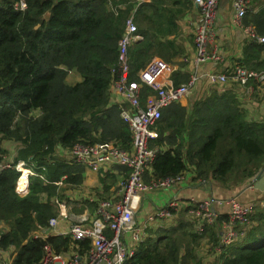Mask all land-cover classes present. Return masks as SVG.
<instances>
[{"label": "trees", "instance_id": "16d2710c", "mask_svg": "<svg viewBox=\"0 0 264 264\" xmlns=\"http://www.w3.org/2000/svg\"><path fill=\"white\" fill-rule=\"evenodd\" d=\"M26 1L28 7L20 11L10 5L12 0H0V162L8 153L4 141L20 143L11 166L0 169V222L9 226L0 233V248L15 249L12 264H36L47 243L56 254L73 249L82 255L91 247L90 240L73 241L70 234L36 235L58 215L52 199H62L66 189L85 179L87 168L67 159L62 151L77 142L132 147L122 107L111 100V83L116 76L119 40L137 0ZM157 2L161 3L151 0L150 4ZM142 5L135 12V21L143 39L129 50V78L137 81L139 70L155 54L145 51L156 49L142 27L150 18ZM243 21L264 36V0H250ZM166 44L171 46L174 41ZM157 48L162 49L161 45ZM162 50L157 54L166 59ZM263 57L264 42L250 41L238 63L262 70L264 65L258 61ZM71 70L82 80L69 83ZM189 74L178 69L171 77L178 85L187 81ZM151 92L142 85V103ZM237 95L234 89H214L192 105L173 102L163 107L153 127L157 135L149 142L159 152L151 171L145 172V181L189 169L194 172L193 180L212 176L225 183L235 178L240 184L254 177L264 165V122L248 120ZM21 160L35 172L29 176L25 193L17 190L21 172L16 165ZM114 170L117 172H98L105 192L117 182L116 174L129 173L123 165ZM62 176L65 185L58 183ZM91 206L92 210L97 207L92 202ZM228 218L227 213L218 215L200 234L183 212L176 223L149 229L131 264H206L198 247L205 237L218 244L222 223ZM253 218L257 223L224 247L210 264H264V208Z\"/></svg>", "mask_w": 264, "mask_h": 264}, {"label": "built area", "instance_id": "2783aa9c", "mask_svg": "<svg viewBox=\"0 0 264 264\" xmlns=\"http://www.w3.org/2000/svg\"><path fill=\"white\" fill-rule=\"evenodd\" d=\"M143 1L138 0V3ZM219 2L220 0H193L199 13L194 29L196 67L207 61L219 62L221 59L219 34L215 29ZM10 5L15 10L24 11L28 2L12 0ZM249 5L250 0H233L235 21L243 27L250 41L263 43L264 36L258 35L252 25L244 24ZM135 10L136 7L126 19L125 30L119 40L118 63L116 70L114 69L116 76L111 83V90L116 91L123 102L127 103H120L121 115L129 123L132 147L125 149L113 142H77L72 148L64 150L67 159L82 164L87 169L106 172L116 165H123L129 168V173L118 182L110 197H101L98 200L96 211L91 216L71 214L67 209L63 210L64 201H60L59 197L53 198L52 201L59 205L60 211L57 216L49 219L47 228H41L43 234L40 235L52 234L51 230L57 227L59 220L68 218L70 230L67 234L71 235L73 241L90 240L91 247L82 255L73 249L69 253L56 254L51 244L47 243L43 247V258L36 264H131L137 246L147 237L149 229L156 228L152 225L163 223L170 226L177 222L175 220L182 204L177 196L171 197L161 207L149 212L144 211L143 219L138 218L137 213L144 193L150 189H170L186 180L185 173H180L146 182L145 172L151 171L152 162L159 152V148L151 147L149 142L157 135L153 127L161 117L162 108L173 102H180L188 96L200 75L195 72L187 81L176 85L171 79L169 62L161 57H154L139 70V80H131L129 50L140 35L134 17ZM206 78L212 85L225 84L229 80L242 85L250 81L264 84V69L248 68L237 62L228 71L208 72ZM142 85H147L152 90L143 103ZM12 161V158L8 159L0 165V169L11 166ZM16 168L21 172V176L28 170L26 188L29 176L35 174L34 169L27 166L23 160L17 163ZM64 178L65 176H62L58 181L60 185L63 184ZM213 201L212 197L204 201L190 200V203L196 206L192 209L189 206L187 212L191 217L187 219L194 222L195 230L200 234L207 224H213L218 217V214L211 210ZM228 204L229 218L222 223L219 242L216 245L209 242L207 246V251H211L215 256H219L224 247L243 237L249 228L256 224L253 218L257 212L256 201L243 204L232 197ZM12 256L13 252L10 254L9 250L0 248V264H12Z\"/></svg>", "mask_w": 264, "mask_h": 264}, {"label": "crops", "instance_id": "0c3cea01", "mask_svg": "<svg viewBox=\"0 0 264 264\" xmlns=\"http://www.w3.org/2000/svg\"><path fill=\"white\" fill-rule=\"evenodd\" d=\"M159 1H161V3L157 2L150 4L151 0H144L139 4L137 0L138 4L136 3L137 5H135L137 10L139 5L143 4L141 7L142 11L145 12V15L150 17L145 22V25L142 23V27L145 28L146 36L149 37L150 43L156 46V49L153 51L152 47L149 49L150 51L145 52L152 51L155 53L152 58L161 57L169 62L170 70L172 71L171 75L178 69L189 72V75L195 72L200 75V78L192 87L190 91L191 93H189V95L180 102L183 105H192L196 101L205 99L214 89H218L219 91L234 89V91L238 94L237 97L239 100V106L245 113L246 118L250 121L264 122V84H258L257 82L250 81L242 85L229 80L225 84L212 85L206 78V74L210 71H228L235 63L239 62V60L243 58L244 48L248 43H250V39L243 27L235 21L233 0H220L215 20V29L219 34V41L221 45L220 61H207L197 67L194 45V29L199 13L193 3V0ZM140 39H143L141 34L137 40ZM168 40H173L174 44L168 46L166 44V41ZM157 45H161L163 50L158 49ZM161 50L163 51L166 59L157 54L158 51ZM258 62L264 65V57L263 60L260 59ZM81 80L82 76L75 70H71L67 76V81L71 84ZM111 100L113 102L127 104L123 102L122 97L118 96L114 90H111ZM8 141L12 140L3 142V147L6 150L12 149L9 147L11 144H9ZM14 152L15 150L13 151V154ZM62 153L63 155H66L65 151H62ZM8 159L11 158L8 157L7 153L3 156V161L0 162V165L6 163ZM261 169V179L257 181L260 185L261 180L262 188L256 186L255 176L257 174L251 179H247L245 182L238 184V181L235 180V178L229 179L226 183L217 181L212 176H209L206 179L193 180L194 172L192 169H189L185 173L186 180L184 183L170 189H150L148 192L144 193L140 200L137 216L138 218L143 219L144 211L149 212L157 207L165 205V203L173 196H177L182 203L181 211L175 221L179 219L180 214L183 212L186 215L185 218L191 217V214H188L187 212L189 206H191V209L196 206L195 204L190 203V200L192 199L204 201L210 197L214 198V201L211 203V210L218 215L228 214L230 208L228 200L232 197H235L243 204L248 203L249 201H256V211H259L261 208H264V165ZM111 171H114L112 173L117 172L114 168ZM116 176L117 182L111 185L108 192H105L100 182L99 173L92 169H87L84 173V182L81 185L65 190V196L60 199V201H64L63 210L67 209L71 214L75 215L86 214L91 216L94 211H96V208L92 210L91 202L96 203L101 197H110L112 190L124 177L119 174H116ZM250 184L254 185L250 186ZM28 186L29 182L27 187H24L25 189L21 191L19 190L17 183V190L25 193L28 191ZM57 208L60 211L58 204ZM3 225L5 228L0 229V233L3 230L9 229V226L6 223L0 222V227ZM163 225L165 224L162 223L159 225H152V227H159ZM69 230V219L62 218L59 220L57 227L54 230H51V232L53 235H62L67 234ZM40 234H43L41 229L36 232V235ZM202 240L203 243L201 244V248L203 247L202 253L204 254H201L200 251L198 254L205 255L207 257L209 256L207 246L210 241L208 237H205ZM11 249L12 248L8 250L10 254L13 252V256L11 258L13 262V257L16 252L15 249L14 251H10ZM210 258H213L215 261L217 256L211 255Z\"/></svg>", "mask_w": 264, "mask_h": 264}, {"label": "rangeland", "instance_id": "374dc122", "mask_svg": "<svg viewBox=\"0 0 264 264\" xmlns=\"http://www.w3.org/2000/svg\"><path fill=\"white\" fill-rule=\"evenodd\" d=\"M191 93V92H190ZM35 113V112H34ZM9 142V144H11V145H9V147L10 148H12V149H8V157L9 158H12L15 154H16V150H17V147H18V145H20V143L19 142H17V141H15V140H13V142L12 141H8ZM15 146V147H14ZM15 150V152H14V154H13V151ZM22 177V176H21ZM20 177V178H21ZM19 188H22L23 189V186H18ZM96 206H97V202H96ZM186 216V215H185ZM5 228V226L3 225L2 227H0V229H4ZM203 243V240H202V242H201V244ZM201 244H200V246L198 247V252L200 251V253L201 254H204V253H202V251H203V247L201 248ZM208 254H209V256H205V255H200V254H198L203 260H204V262L206 263V264H210V263H212V262H214V259L212 258H210V256L211 255H213V253L211 252V251H208Z\"/></svg>", "mask_w": 264, "mask_h": 264}, {"label": "bare ground", "instance_id": "6f19581e", "mask_svg": "<svg viewBox=\"0 0 264 264\" xmlns=\"http://www.w3.org/2000/svg\"><path fill=\"white\" fill-rule=\"evenodd\" d=\"M28 172V170L26 169L24 171V175H22V177L20 178L19 182H18V186H23V188L25 187V182H26V173ZM19 188V187H18Z\"/></svg>", "mask_w": 264, "mask_h": 264}, {"label": "water", "instance_id": "95a60500", "mask_svg": "<svg viewBox=\"0 0 264 264\" xmlns=\"http://www.w3.org/2000/svg\"><path fill=\"white\" fill-rule=\"evenodd\" d=\"M261 174H262V169L259 170V172L257 173V175L255 176V180H256V186L259 187V188H262V182L260 180V185H259V182L257 180L261 179Z\"/></svg>", "mask_w": 264, "mask_h": 264}]
</instances>
